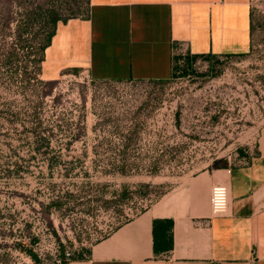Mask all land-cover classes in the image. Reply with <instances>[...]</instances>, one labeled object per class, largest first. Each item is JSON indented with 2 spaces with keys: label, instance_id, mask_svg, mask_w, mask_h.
Here are the masks:
<instances>
[{
  "label": "rangeland",
  "instance_id": "rangeland-1",
  "mask_svg": "<svg viewBox=\"0 0 264 264\" xmlns=\"http://www.w3.org/2000/svg\"><path fill=\"white\" fill-rule=\"evenodd\" d=\"M251 4L244 56L186 71L178 56L165 82L81 73L47 81L31 61L50 28L42 21L19 35L25 10L82 16L87 0H0V264H53L60 246L91 248L191 176L246 162L264 127V0Z\"/></svg>",
  "mask_w": 264,
  "mask_h": 264
},
{
  "label": "crops",
  "instance_id": "crops-1",
  "mask_svg": "<svg viewBox=\"0 0 264 264\" xmlns=\"http://www.w3.org/2000/svg\"><path fill=\"white\" fill-rule=\"evenodd\" d=\"M251 0H89L88 18L59 22L42 76L87 74L94 81H160L186 53L246 54ZM241 165L206 169L176 186L65 264H264V127ZM230 189V211L214 217L210 193ZM173 222L164 250L163 223ZM157 237V252L156 239ZM169 244V243H168Z\"/></svg>",
  "mask_w": 264,
  "mask_h": 264
},
{
  "label": "trees",
  "instance_id": "trees-1",
  "mask_svg": "<svg viewBox=\"0 0 264 264\" xmlns=\"http://www.w3.org/2000/svg\"><path fill=\"white\" fill-rule=\"evenodd\" d=\"M26 14V21L24 22L23 25H19V35H22L24 31L28 30L34 23H41L42 21L45 22V25L47 24L50 28V31L47 33V35L38 43V54H37V58L35 57L32 61L31 64L34 68V73L35 75H42V63L44 61V56H45V50L47 47L50 46L52 38L54 37L56 30H57V26L59 24V22H66L68 19L70 18H77V17H82V18H88L89 17V0H87V7L86 9L83 11V15L82 16H72V17H65L62 18L61 15H59L58 13V9L57 8H53V9H44L43 6L39 5L36 6L35 9H31L30 11H28L27 9L25 10ZM252 29H253V25H252ZM19 45L22 49H24L26 47V44H24L23 42H19ZM19 45L16 44V46L11 49L9 52H7V54H4L3 57V63L4 64H9L11 63L15 57H17V52H16V48H19ZM27 49V57L30 58L33 51V47H26ZM245 54H241V55H236L234 57H241L244 56ZM230 56V55H228ZM231 57V56H230ZM217 58L215 56L212 55H191L190 53H186L184 55V69L186 71V69L188 68H192L194 66L195 63H197L200 60H210V59H214ZM30 64V63H29ZM26 67L24 68L25 71H23V78L26 81H30L31 78L28 76V68L29 65L26 61ZM167 80H160V81H154V82H165ZM43 85H48V83H44ZM124 154V152H123ZM241 154L243 155V152H241ZM248 158V156H247ZM127 163H125V161L121 162V165H119L117 168L119 170L120 173L122 174H127ZM70 196V194H67ZM73 196V195H71ZM52 204L54 206H56L57 209H60V200L59 198L56 200H53ZM159 223H163L165 225V227L169 230V231H164V234L162 236V238L164 239V250H169L170 248H172L173 245V235H172V227H173V222L172 221H154V229L156 228V226ZM35 242V239H32ZM155 245H156V252H157V237L155 239ZM169 243V244H168ZM24 253H26L28 256H30L36 263H40V260L38 259L37 255L35 254L33 249H27L26 247L24 249H22ZM60 255L63 256L64 255V251L65 248L64 246H60ZM90 253V248L89 249H82L79 253L77 252H73V255L71 257V260H79V259H84L87 258L89 256Z\"/></svg>",
  "mask_w": 264,
  "mask_h": 264
},
{
  "label": "built area",
  "instance_id": "built-area-1",
  "mask_svg": "<svg viewBox=\"0 0 264 264\" xmlns=\"http://www.w3.org/2000/svg\"><path fill=\"white\" fill-rule=\"evenodd\" d=\"M210 209L214 217H223L230 211V189L227 185H216L212 187L210 193ZM73 251L65 249L64 255L55 259L53 264H65L71 260Z\"/></svg>",
  "mask_w": 264,
  "mask_h": 264
}]
</instances>
